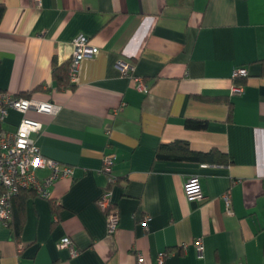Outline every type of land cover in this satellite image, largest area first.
Masks as SVG:
<instances>
[{"label": "crops", "instance_id": "1", "mask_svg": "<svg viewBox=\"0 0 264 264\" xmlns=\"http://www.w3.org/2000/svg\"><path fill=\"white\" fill-rule=\"evenodd\" d=\"M0 4V91L61 106L54 116L10 109L0 128L14 131L25 117L41 122L33 135L41 153L74 168L47 198L16 197L13 226L20 223L21 233L16 239L0 223V264H138L137 253L142 264L160 257L163 264H264V0ZM79 35L99 53L82 61L74 87L59 88L54 63L70 61ZM120 60L149 85L147 94L121 73ZM241 67L248 76L232 95ZM220 96L231 105L205 99ZM190 119L208 126L188 129ZM176 142L218 150L228 163L158 156L162 145L170 147L165 155L180 154ZM106 155L114 157V184L102 172ZM191 176L200 179V203L185 195ZM107 188L119 216L113 235L97 204ZM64 237L76 255L59 248Z\"/></svg>", "mask_w": 264, "mask_h": 264}, {"label": "built area", "instance_id": "2", "mask_svg": "<svg viewBox=\"0 0 264 264\" xmlns=\"http://www.w3.org/2000/svg\"><path fill=\"white\" fill-rule=\"evenodd\" d=\"M74 51L70 59L69 78L71 83L77 82L82 61L91 58L99 53V48L91 45L90 40L85 35H79L73 41ZM118 67L122 74L128 76L137 89L147 94L149 85L142 77L134 76V67L129 63L120 60ZM248 76V69L241 67L233 71V80ZM243 86L234 84L232 95L242 92ZM12 109L22 114L30 111L40 114L56 115L61 110V106L50 101H40L22 96H16L9 92L0 91V122H3L8 111ZM43 125L41 122L25 117L14 131L0 128V223L8 225L12 216V200L22 191H33L36 195L49 197L48 188L54 185L59 179L72 178L74 168L62 164L56 160L45 157L33 138L34 134L41 132ZM114 157L106 155L103 161L102 172L108 176L109 184L117 182V177L113 174ZM39 170H48L49 173L44 178L38 177ZM184 192L187 199L192 203L204 201L200 179L198 176L189 177L184 184ZM112 192L109 188L102 191L97 200L99 208L107 214V233L113 235L119 224V216L111 211ZM229 213H231V198L229 194L224 195ZM149 217H146L142 225L148 230ZM199 258L203 255V242L198 239L195 242ZM59 248L69 249L71 255H76L73 242L69 237H64ZM145 257L142 253H137V263L142 264ZM163 257L159 258V264H163Z\"/></svg>", "mask_w": 264, "mask_h": 264}, {"label": "trees", "instance_id": "3", "mask_svg": "<svg viewBox=\"0 0 264 264\" xmlns=\"http://www.w3.org/2000/svg\"><path fill=\"white\" fill-rule=\"evenodd\" d=\"M5 13V6L0 4V23L3 18V15ZM264 62V61H262ZM54 70H53V79L56 81L57 85L59 88H71L74 87L75 84L71 83L70 78H69V67H70V61L67 63H64L62 65H57L54 63ZM247 77H243L235 81L236 85H241L243 86L246 82ZM203 98V97H202ZM205 98V97H204ZM208 101H215V102H220V101H228V103L231 105L230 101L226 97H214V98H205ZM208 126V122L205 120H187L186 121V127L188 129L192 130H205ZM174 144H177L179 147V153L176 155L168 154L165 155L163 152L170 149L168 145H162L161 150L158 152V156L162 158H168V159H178V160H191V161H196V162H202V163H228V157H226L223 153L219 152L218 150H212L207 153H199V152H194L190 149L189 143L187 142H176ZM34 193V192H32ZM21 194V192L15 196L12 200V206L13 202ZM35 194V193H34ZM54 211L57 213L58 208L55 207ZM9 226L13 228L14 232V237L18 239L20 237L21 233V224L17 223L15 226L13 223V217L11 216V220L8 223Z\"/></svg>", "mask_w": 264, "mask_h": 264}]
</instances>
